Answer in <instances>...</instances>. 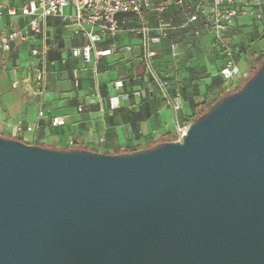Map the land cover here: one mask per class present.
<instances>
[{
  "label": "water",
  "instance_id": "1",
  "mask_svg": "<svg viewBox=\"0 0 264 264\" xmlns=\"http://www.w3.org/2000/svg\"><path fill=\"white\" fill-rule=\"evenodd\" d=\"M0 264H264V65L148 150L0 138Z\"/></svg>",
  "mask_w": 264,
  "mask_h": 264
},
{
  "label": "crops",
  "instance_id": "2",
  "mask_svg": "<svg viewBox=\"0 0 264 264\" xmlns=\"http://www.w3.org/2000/svg\"><path fill=\"white\" fill-rule=\"evenodd\" d=\"M25 2L0 0V6L20 8ZM171 13L174 14L173 10ZM241 18L225 36L226 43L238 46V65L241 58L264 54V12L260 18L256 15ZM24 21L4 18L0 20V31L10 29L11 22L22 25ZM47 24L52 40L47 66L31 56V48L42 47L41 41L14 45L10 52L0 51V138L9 136L27 145L52 150L82 149L108 155L151 149L161 142H172L177 127L187 123L194 106L210 103L213 94L227 86L220 75L224 57L218 47L213 51V64L205 65L197 57H188L176 65L170 49L158 47L153 66L160 73L159 78L167 83L164 92L139 60L143 52L140 36L106 38L99 48L108 49L115 44L113 54L100 60L94 57L86 64L71 55V49L83 44L73 37L72 27L54 18ZM174 35L191 43L187 54L192 56L197 54L192 43L211 37L204 33L196 39L188 31ZM166 53L167 59H161ZM44 68L45 93L38 95L35 76ZM72 69L80 71L78 90L74 88ZM115 95L120 97L121 104L111 112L107 100ZM91 100L95 102L93 105L89 104ZM174 102L181 109L175 110ZM82 105L88 110L80 114L78 107ZM39 111L45 113L42 118ZM54 117L63 118L65 124L54 126ZM28 126L33 130L27 131ZM19 127L23 129L18 130ZM72 141L74 146L70 145Z\"/></svg>",
  "mask_w": 264,
  "mask_h": 264
},
{
  "label": "built area",
  "instance_id": "3",
  "mask_svg": "<svg viewBox=\"0 0 264 264\" xmlns=\"http://www.w3.org/2000/svg\"><path fill=\"white\" fill-rule=\"evenodd\" d=\"M68 8L70 11L66 15ZM172 10L174 14L171 13ZM263 12L264 0H26L20 8L0 6V20H25L22 25L11 22L10 29L0 31V51L10 52L14 45L41 41L42 47L31 48V56L40 59L44 67L47 66L52 49L47 21L51 18L60 19L66 27H72L73 37L83 41L82 45L71 49V55L86 64L91 63L94 57L100 60L113 54L115 44L108 49L99 48V44L106 38L137 35L142 40L140 62L166 92L167 83L159 78L153 66L158 55L157 48L169 40L172 34L180 31H188L196 39L208 33L213 39L212 47L220 48L224 57L220 75L229 90V87L237 88L249 75L237 63L238 48L227 44L225 36L243 15H256L260 18ZM150 16L152 19L149 20ZM170 51L173 57L178 56L179 44L171 42ZM71 74L74 88L80 89V71L72 69ZM45 77V68L35 76L39 85L38 95L45 93ZM107 102L108 111L120 108L118 95L109 97ZM94 103L91 100L89 104ZM173 107L175 110L181 109L178 102H174ZM87 110V106L78 107L80 114ZM44 115V111H39V118ZM52 124L63 126L65 121L61 117H54ZM189 126L190 124H184L177 127L178 141L187 134ZM22 129L19 127L18 130ZM26 130L32 131L33 128L28 126ZM70 145L74 146V142Z\"/></svg>",
  "mask_w": 264,
  "mask_h": 264
},
{
  "label": "rangeland",
  "instance_id": "4",
  "mask_svg": "<svg viewBox=\"0 0 264 264\" xmlns=\"http://www.w3.org/2000/svg\"><path fill=\"white\" fill-rule=\"evenodd\" d=\"M69 8L66 9L65 13L66 15L69 14ZM243 19V18H241ZM177 43L179 44V55L176 57H173V55L171 56L172 59H175L177 61L176 65H180L182 64L183 60L188 59V57L193 58V57H197L204 65L205 63H211L213 64V59H214V52L215 48L212 47L213 45V39L212 37H207L205 39H200L198 41H194L192 43V49L194 51L197 52L196 55H188L187 51H189L191 48H189L188 46H190L189 44L191 43H185L186 41L184 39H181V37L178 39H176ZM229 44V43H227ZM232 45L234 47H238L236 45L233 44H229ZM181 48V49H180ZM168 53L164 54L161 59H167V57L169 56ZM255 54H253V56L251 58H241V60L239 61V66H241V68L243 70H245V72L249 75L248 78L245 81L240 82V84L238 85L237 88H232L229 87V90H227L226 86L223 85L224 87H222L219 91H217L215 94H213V98H211V101H216V100H221L225 97H227L230 94H234L236 92L241 91L246 84L256 75V73L262 68V66L264 65V58H262L261 56H254ZM263 55V54H262ZM238 63V62H237ZM179 70H177L178 72ZM156 73L159 75L160 77V73H158V71H156ZM217 101V102H218ZM191 124V123H190ZM6 139L8 140H13L11 137H6ZM173 141H178V136L177 134H174L171 138ZM164 143V142H161ZM160 143V144H161ZM159 145V144H158Z\"/></svg>",
  "mask_w": 264,
  "mask_h": 264
},
{
  "label": "trees",
  "instance_id": "5",
  "mask_svg": "<svg viewBox=\"0 0 264 264\" xmlns=\"http://www.w3.org/2000/svg\"><path fill=\"white\" fill-rule=\"evenodd\" d=\"M177 42L176 41V35L172 34L170 39L169 40H166L164 41L160 47H168L170 49V44L171 42ZM238 48V47H237ZM262 58H264V54L260 55ZM218 100L216 101H213V102H210V103H202V104H199V105H196L194 106L193 108V114L192 116L190 117V119L187 120V123L186 124H190V123H193L195 122L196 120H198L199 118H201L202 116H204L209 110L210 108L217 102ZM2 138V137H1ZM71 150H75V149H71ZM82 150V149H80ZM148 150V149H146ZM143 151V150H141ZM138 152V151H136ZM134 153V152H133ZM119 155V154H118Z\"/></svg>",
  "mask_w": 264,
  "mask_h": 264
}]
</instances>
